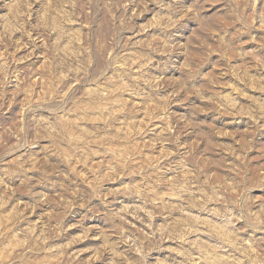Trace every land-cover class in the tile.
I'll return each instance as SVG.
<instances>
[{"label": "rangeland", "instance_id": "374dc122", "mask_svg": "<svg viewBox=\"0 0 264 264\" xmlns=\"http://www.w3.org/2000/svg\"><path fill=\"white\" fill-rule=\"evenodd\" d=\"M0 264H264V0H0Z\"/></svg>", "mask_w": 264, "mask_h": 264}]
</instances>
